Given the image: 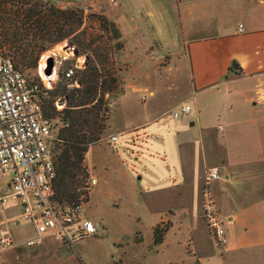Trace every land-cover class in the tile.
I'll return each mask as SVG.
<instances>
[{
  "label": "rangeland",
  "instance_id": "374dc122",
  "mask_svg": "<svg viewBox=\"0 0 264 264\" xmlns=\"http://www.w3.org/2000/svg\"><path fill=\"white\" fill-rule=\"evenodd\" d=\"M54 1L61 7H83L85 18L81 30H84L91 49L96 51L88 49L78 55L76 45L67 38L42 52L36 69L26 75L30 78L39 76L45 86L54 88L66 67L83 69L90 58H96L105 68L101 72L108 76L106 86L112 88L105 95L106 105L101 115L100 122L105 128L100 130L99 140L90 146L92 150L89 149L84 160L87 172L84 185L91 175L99 178L96 189L91 187L84 203V214L92 217L98 232L84 240L78 239L76 249L87 253V264H168L175 260H179L175 264H201L195 249L200 248L197 244L200 242L203 247L214 249L203 209L205 191L209 189L212 193V184L206 188L204 179L210 166L203 170L199 190L201 157L210 150L214 155L224 152V142L230 132L226 122L242 116L252 104L244 105L242 111H232L230 107L236 105L231 102L233 88L221 86L215 94L219 98L216 106L210 107L204 97L202 104L207 108L202 112L201 121L190 126L192 118L196 117V105L193 91H190L187 47L178 22L173 23V30L170 28L169 7L160 6L158 0ZM102 19H106V23L113 22L117 32L103 29ZM61 44L64 47L54 56L58 77L48 86L39 73L40 62L45 54ZM112 78L116 79L113 81ZM74 86H80V83H74ZM184 104L190 105L192 110L175 118L173 112H180ZM66 105V99L56 101L59 110ZM253 108L258 111L263 106L254 105ZM214 110H217L216 137L214 145L209 147L205 136V141L201 140L206 133L201 128L216 113ZM52 123L54 139L61 125L56 119ZM113 134L119 137L116 143L110 141ZM189 140L194 142L187 143ZM210 157L215 159L213 155ZM187 169L195 171L193 192L189 188L178 191L180 182L172 185L173 179L184 178ZM185 177L188 183V173ZM10 180L11 174L0 176V194L11 192ZM238 184L244 186L242 182ZM226 193L230 199L229 188ZM156 203L157 208L151 206ZM172 203V209L167 211ZM217 205L219 208L218 202ZM223 213L220 211L219 216L230 240L228 219ZM158 219L156 225L168 224L169 230L174 227L167 232L166 240L156 244L153 221ZM193 237L200 240L195 243ZM215 246L217 257L206 264H224L221 255L225 248ZM144 250L148 255L137 260Z\"/></svg>",
  "mask_w": 264,
  "mask_h": 264
},
{
  "label": "crops",
  "instance_id": "0c3cea01",
  "mask_svg": "<svg viewBox=\"0 0 264 264\" xmlns=\"http://www.w3.org/2000/svg\"><path fill=\"white\" fill-rule=\"evenodd\" d=\"M158 2L164 8L169 7V15L172 16L169 21L172 24L170 28L173 30V23L178 22L184 46L187 47L190 91H193L196 105V117L192 118L190 126H196L201 121L202 112L207 108L202 104L204 97H207L210 107L216 106L215 102L219 98L215 94L220 91L221 86L230 85L233 88L231 102L234 101L233 104L236 105L230 107L232 111H242L244 105L252 104L249 111L242 116L226 122L230 132L229 138L224 142V152L214 155L210 150V153L202 154L199 190L203 181V170L208 166H220L221 178L214 181L211 188L219 209L227 216L229 224L227 230L230 241L221 255L224 264H264V0ZM240 24H243L242 30L239 29ZM260 104L263 109L255 111L253 106ZM214 112L216 113L201 128L202 131L206 130L201 140L205 141V136L209 147L214 145L216 137L214 128L217 124V110ZM190 142L194 141L189 140L187 143ZM212 155L215 159H210ZM184 172V178L173 179L172 185L180 182L178 191L189 188L193 192L195 171L189 172L187 169ZM186 173L190 178L188 183ZM238 182H242L244 186H237ZM98 183L99 178L93 185L95 189ZM228 188L231 190L230 199L226 193ZM151 206L158 207L157 203ZM172 206L173 203L166 208L167 211ZM22 211V204L16 200L9 201L0 211V236L12 235L17 242L16 246L3 250L0 264H87V253L84 250L78 251L75 242L97 233L76 236L73 243L54 234H45L42 243L27 246L25 241L35 235L36 226L22 216ZM83 215L92 219L84 214V210ZM159 220L153 221V227ZM199 240V237H193L195 243ZM197 245L200 248L195 249L201 264L217 257L214 243V249L212 246L203 247L200 242ZM146 254L148 252L144 250L137 260H141Z\"/></svg>",
  "mask_w": 264,
  "mask_h": 264
},
{
  "label": "trees",
  "instance_id": "16d2710c",
  "mask_svg": "<svg viewBox=\"0 0 264 264\" xmlns=\"http://www.w3.org/2000/svg\"><path fill=\"white\" fill-rule=\"evenodd\" d=\"M84 18L83 7H61L54 0H0V42L5 54L26 75L36 69L42 52L67 38L76 45L78 55L88 49L96 51L91 49L81 30ZM105 23L106 19L100 20L103 29L117 32L113 22ZM69 68H65L54 88H46L39 76L26 75L30 82H38L41 90L47 91L45 97L38 94L52 129L54 119L61 125L57 136L49 139L56 168L54 198L61 207L66 202L88 200V192L79 190L87 178L84 160L90 146L99 140L100 130L105 128L100 122L101 115L105 110V95L112 91L106 86L108 76L101 72L105 68L96 58H90L86 68L74 67L72 77L65 74ZM64 99L66 107L57 109L56 101ZM168 231V224L154 226V242L162 243Z\"/></svg>",
  "mask_w": 264,
  "mask_h": 264
},
{
  "label": "built area",
  "instance_id": "2783aa9c",
  "mask_svg": "<svg viewBox=\"0 0 264 264\" xmlns=\"http://www.w3.org/2000/svg\"><path fill=\"white\" fill-rule=\"evenodd\" d=\"M111 1L117 3L118 0ZM239 29H243V24ZM65 74L72 77L75 68L70 67ZM38 92L42 97L47 95L38 82H30L5 54L0 42V176L11 174V192L0 195V211L10 198L22 204V216L36 226L35 235L25 241L27 246L42 243L45 234L73 243L76 236L97 233V226L83 215V200L66 202L62 207L55 201L56 168L49 145L52 126L43 112ZM191 110L190 105L184 104L173 116L178 118L180 113ZM110 139L116 143L119 137L113 134ZM221 175L220 166L209 167L204 176L205 187H210ZM96 182L97 178L91 175L90 181L79 190L89 193ZM204 195V217L214 244L226 247L230 240L222 226L217 201L209 189ZM16 245L12 235L0 236V259L4 249Z\"/></svg>",
  "mask_w": 264,
  "mask_h": 264
},
{
  "label": "bare ground",
  "instance_id": "6f19581e",
  "mask_svg": "<svg viewBox=\"0 0 264 264\" xmlns=\"http://www.w3.org/2000/svg\"><path fill=\"white\" fill-rule=\"evenodd\" d=\"M64 47L63 44L59 45L57 47V49H55L54 51H52L51 53H47L43 56V58L41 59V62H40V66H39V73L41 74V76L43 77L45 83L50 86L52 85V83L54 81H56L57 77H58V71H57V68L55 67L54 68V71L52 72V74L49 76L45 73V68L47 66V59H48V56L50 55H54V56H57L59 55V52H61L62 48ZM68 53V52H67Z\"/></svg>",
  "mask_w": 264,
  "mask_h": 264
},
{
  "label": "water",
  "instance_id": "95a60500",
  "mask_svg": "<svg viewBox=\"0 0 264 264\" xmlns=\"http://www.w3.org/2000/svg\"><path fill=\"white\" fill-rule=\"evenodd\" d=\"M55 64H56V60H55L54 55L48 56L47 66L45 68V73L47 75L50 76L52 74V72L54 71V68H55ZM192 124H193V122H192Z\"/></svg>",
  "mask_w": 264,
  "mask_h": 264
}]
</instances>
